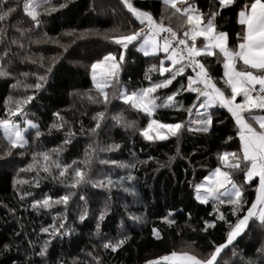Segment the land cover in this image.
Wrapping results in <instances>:
<instances>
[{"label": "trees", "instance_id": "trees-1", "mask_svg": "<svg viewBox=\"0 0 264 264\" xmlns=\"http://www.w3.org/2000/svg\"><path fill=\"white\" fill-rule=\"evenodd\" d=\"M10 2L22 5V0ZM59 2L66 3V7L47 14H43L41 9L42 23L38 27L23 13L22 7L19 8L8 22L7 38L0 40V53L5 48L9 50L7 58L0 64H7L8 70L13 73L12 77H0V118L7 115L4 100L8 96L34 92V99L27 106L26 116L22 120H33L40 125L42 133L37 138L35 129L29 128L25 132L29 144L21 149H12L11 154L5 155L3 150L8 145L3 129L0 128V264H95L89 252L102 257L103 264H145L146 261L155 260L172 251L206 256L211 242L223 243L228 226L217 221L216 229L202 231L203 222L215 217L212 215L211 201L204 204L196 200L194 185L203 181L204 176L216 166L218 152L237 149L239 138L235 136L234 120L226 109L217 105L213 109L215 119L208 133L189 131L187 122L190 118L179 107L157 108L153 117H148L143 111L125 104L117 98L116 93L123 89L131 91L148 87L151 82L168 75L167 72L161 76L158 71H151V81L145 79L149 65L159 66L164 54L161 52L145 56L136 47L129 45L125 50L126 63L120 72V82L108 89L111 103L106 106V117L101 122V128L97 129V134L90 133L88 130L95 124L93 117L97 112L105 110L103 103H94L85 95L89 90L91 95H97L90 65L108 51L118 53L121 50L119 45L105 39L106 34H119L139 27L140 24L121 0ZM195 2L205 13L209 11L211 0ZM243 2L238 0L237 5L223 10L217 18L218 25L229 33V46H234L236 33L241 31L236 11ZM131 3L151 11L157 19L161 15H171L162 0H131ZM18 21V26L26 30L22 36L16 28L11 27ZM163 22L182 34L179 14ZM113 30H117L116 33ZM13 38L17 39V43H11ZM203 62L219 81L218 86L223 85L220 80L224 73L222 56H206ZM168 64L169 61L165 60L164 66ZM50 65L52 71L47 74L41 89L12 87L17 79L29 84L35 82V76L23 77L20 73L44 75ZM238 67L244 66L238 62ZM186 72L193 76L189 68ZM181 84L186 86V75L177 76L171 85L158 89L153 93L159 97L157 103H163L164 97L170 91L180 88ZM195 97L196 93L182 91L176 99L187 107L193 104ZM57 112L66 123L64 128L50 131L49 126L59 122L53 115ZM120 112L126 121H134L135 127L117 124L112 119L114 114ZM152 118L166 123L184 121L186 126L178 136L149 141L140 134L139 129L147 127ZM196 118L197 113L193 111L191 119ZM215 120L222 123H216ZM69 130L73 133L70 137ZM228 136H233V140L225 144ZM66 138L70 142L63 145L64 150L59 159L69 164L73 160H83L90 143L100 146L119 144L117 149L95 154L88 169L89 175L94 179L109 175L115 180L131 173L135 179L125 180L124 186L134 188L135 192H125L120 186L109 189L93 187L91 184L70 189L68 179L60 177L54 166L49 173L37 167L25 170L32 162L33 152L49 151L61 145ZM20 152L24 155H20ZM39 159L43 163L42 158ZM101 160H115L118 164H101ZM119 163L135 167L121 168ZM21 180L28 183H19ZM237 182H240L239 178ZM255 187L252 185L246 188L245 196L249 201L255 198ZM21 191H28L31 196L22 200ZM69 191L76 195L72 196L66 211L63 205H54L49 209L31 207L33 199H42L45 194L63 196ZM80 195L85 196L86 204L79 199ZM105 205L108 211L104 219L99 221L100 229L97 230V217ZM85 207L88 216L81 221L80 211ZM220 207L228 219L235 220L229 206ZM170 211L172 214L169 219L175 221L171 225L162 219ZM58 212L66 215L65 225L69 231L61 229L64 234L58 233L55 236L41 233V227L53 225V218ZM133 215L140 219H131ZM249 223L250 228L222 250L218 257L220 264H248L250 259L260 264L264 260V255L257 251L264 246V227H261L258 220ZM154 228L158 230L159 238L153 235ZM123 236L129 239L115 252L102 247L105 240L115 241ZM45 239L49 241L46 254L40 256L38 253ZM4 244L10 247L4 249Z\"/></svg>", "mask_w": 264, "mask_h": 264}, {"label": "snow or ice", "instance_id": "snow-or-ice-1", "mask_svg": "<svg viewBox=\"0 0 264 264\" xmlns=\"http://www.w3.org/2000/svg\"><path fill=\"white\" fill-rule=\"evenodd\" d=\"M121 2L139 21L140 26L129 31H121L119 34H106L105 39L119 45L121 50L118 53L108 51L90 65L92 81L97 90V95H91V90L85 95L94 103H103L105 110L95 114L93 117L95 124L88 131L96 135L97 129L101 128V122L106 117V106L111 103L108 89L120 82V72L126 63L125 50L129 48V45L136 47L145 56L155 55L159 52L164 54L163 59L157 57L160 59L159 66L156 64L149 65L145 71V79L151 81L149 75L151 71H158L161 76H164L166 72L168 73L163 79L151 82L148 87L131 91L124 89L116 93L117 98L123 100L131 108L139 109L148 117H153L157 108L179 107L190 118L187 122L188 130L204 133H208L213 125L215 119L213 109L218 105L227 110L234 120L235 136L239 138V145L235 150L226 149L218 152L216 166L210 170L208 175L204 176L203 181L194 185L196 200L204 204L211 201L212 215L215 217L203 222L202 231L207 232L210 228L216 229L217 221L227 224L223 243L211 242L208 254L204 257H198L187 251H172L155 260L145 262V264H220L218 256L222 250L231 245L246 229L250 228V221L258 220L261 227H264V115L257 114L264 112V0H244L240 4L236 11V17L241 25V31L236 33L234 46H229V33L222 30L217 23V18L223 10L237 5L238 0H211L207 13L200 8L195 0H162L166 10H170L171 15L168 17L161 15L159 19L151 11L135 7L131 0H121ZM21 7L23 13L38 27L42 23L41 9L43 14H47L66 7V3H61L59 0H22L21 5L10 2V0H0V40L7 38L8 22ZM177 14L181 19L179 28L183 30L182 34L178 33L170 24L163 22L165 19L170 20L172 16ZM19 23L18 21L11 27L16 28L22 36L26 30L19 27ZM116 31L113 30V33ZM161 33L164 35L161 36ZM68 34L71 35V33ZM200 37L203 40L198 43ZM55 42L59 43V41ZM11 43H17V39L13 38ZM20 46L23 47L22 44ZM8 53V48H5L0 53V61L5 60ZM206 56L218 58L222 56L224 73L220 80L223 81V85L218 86L219 81L212 76L203 62ZM26 59L31 58L26 57ZM165 60L169 61L167 67L164 66ZM238 62H242L244 67H238ZM187 68H192L196 72L195 77L187 74ZM98 69L100 70L99 73L97 72ZM197 69L199 71H196ZM51 71L50 65L44 75L20 73L23 77L35 76V82L29 84L17 79L12 87L39 90L44 86L43 82L46 81L47 74ZM12 75L13 73L8 70L7 64H0V77H12ZM185 75L187 78L186 86L181 84L180 88L170 91V94L164 97L163 103H157L159 97L153 93L171 85L177 76L183 77ZM182 91L196 93L192 105L186 107L176 99ZM34 96V92L15 97L10 95L4 100V111L7 115L0 118V128L3 129V136L8 145L3 150L5 155L11 154L12 149H21L29 144L25 135L26 129H35V137L37 138L42 134L39 124L26 118L22 120L26 116L27 106L33 101ZM193 111L197 113L196 119H191ZM53 115L58 118L59 122L52 123L49 130L64 128L66 121L63 120L60 113L57 112ZM112 119L117 124L124 123L126 127H135V122L126 121L122 112L114 114ZM215 122L222 123L219 120H215ZM185 126L184 121L163 123L152 118L147 127L140 128L139 131L146 140H166L169 136H178ZM68 135L70 137L73 133L69 130ZM231 140H233V136H228L224 143L227 144ZM69 142L70 139L66 138L61 145L49 151L33 152L32 162L26 166L25 170L37 167L38 170L42 168L45 173H49L54 166L60 177L68 179L70 189L91 184L93 187L109 189L120 186L125 192H135L134 188L124 186L125 180L133 181L135 179L131 173L115 180L109 175H103L100 179H94L89 175L88 169L92 165L95 154L100 151L117 149L120 147L119 144L100 146L90 143L88 150L84 153L83 160H73L70 164L62 163L59 155L64 150L63 145ZM53 154H55V158ZM20 155H24V153L20 152ZM39 158H42L43 163ZM100 163L118 164L115 160H101ZM119 167L134 168L135 165L119 163ZM238 178L239 183L237 182ZM257 180L258 184L256 183ZM61 182L63 183V180ZM19 183H28V181L21 180ZM252 185H256V195L254 199L249 201L245 192L246 188ZM73 195H76L73 191L56 197L45 194L42 199H33L31 207L49 209L54 205H63L66 211ZM28 196H31L30 192L21 191L22 200ZM79 199L85 201V204L87 203L85 196L80 195ZM224 205L229 206L231 216L235 217V220L226 217L220 207ZM107 211L108 208L105 205L97 217V230L100 229L99 221L104 219ZM171 214L170 211L168 216L162 217L169 225L175 222L169 219ZM87 216L88 210L85 207L80 211L79 219L83 221ZM53 219V225L40 228L41 233L55 236L58 233L64 234L61 229L69 231L65 225L67 217L64 213L58 212ZM131 219L139 220L140 217L133 215ZM153 235L159 238V232L155 228ZM128 239V236H123L115 241L105 240L102 247L105 250L110 249L115 252ZM48 242V239H45L38 255L44 256L46 254ZM3 247L8 249L10 245L4 244ZM257 251L264 255V246ZM88 255L92 256L95 264H103L102 257L94 255L92 252H89ZM248 264H256V261L250 259ZM260 264H264V260H261Z\"/></svg>", "mask_w": 264, "mask_h": 264}, {"label": "rangeland", "instance_id": "rangeland-1", "mask_svg": "<svg viewBox=\"0 0 264 264\" xmlns=\"http://www.w3.org/2000/svg\"><path fill=\"white\" fill-rule=\"evenodd\" d=\"M159 53H161V52H159ZM159 53H156V54H159ZM0 63H1V61H0ZM97 72L99 73L100 70L98 69ZM91 74H92V73H91ZM99 78H100V77H99V75H98V79H99ZM123 90H124V89H123ZM123 90H122V91H123ZM201 111H202V110H201ZM257 114L264 115V112H258ZM161 122H162V121H161ZM163 123H166V122H163ZM27 130H28V129H26V131H27ZM150 134H153V135H154L155 133H150ZM25 135H26V134H25ZM26 139H27V137H26ZM241 234H242V233H241ZM237 238H238V237H237ZM237 238H236V239H237ZM177 252H178V251H177ZM189 253H190V252H189ZM168 254H169V253H168ZM190 254H193V253H190ZM163 255H167V254H163ZM163 255H162V256H163ZM194 255H195V254H194ZM218 257H219V256H218Z\"/></svg>", "mask_w": 264, "mask_h": 264}, {"label": "built area", "instance_id": "built-area-1", "mask_svg": "<svg viewBox=\"0 0 264 264\" xmlns=\"http://www.w3.org/2000/svg\"><path fill=\"white\" fill-rule=\"evenodd\" d=\"M164 35V33H161V36H163ZM159 39V38H158ZM190 69V72L195 76L196 75V72L195 71H193V69L192 68H189ZM196 71H199V69H197Z\"/></svg>", "mask_w": 264, "mask_h": 264}, {"label": "crops", "instance_id": "crops-1", "mask_svg": "<svg viewBox=\"0 0 264 264\" xmlns=\"http://www.w3.org/2000/svg\"><path fill=\"white\" fill-rule=\"evenodd\" d=\"M203 40V38L202 37H200V38H198V43L199 42H201ZM241 64H242V62H240ZM242 66H243V64H242ZM195 77V76H194ZM239 99V98H238ZM203 111V110H202Z\"/></svg>", "mask_w": 264, "mask_h": 264}]
</instances>
